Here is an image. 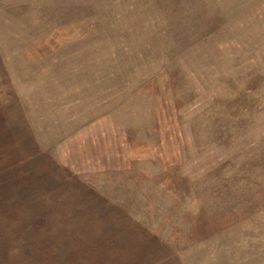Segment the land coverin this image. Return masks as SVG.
<instances>
[{
    "label": "rangeland",
    "instance_id": "374dc122",
    "mask_svg": "<svg viewBox=\"0 0 264 264\" xmlns=\"http://www.w3.org/2000/svg\"><path fill=\"white\" fill-rule=\"evenodd\" d=\"M0 264H264V0H0Z\"/></svg>",
    "mask_w": 264,
    "mask_h": 264
}]
</instances>
